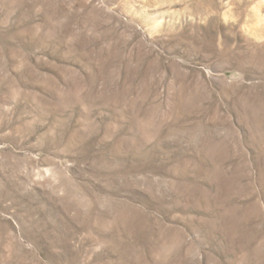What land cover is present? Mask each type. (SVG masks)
Masks as SVG:
<instances>
[{
    "label": "rangeland",
    "instance_id": "rangeland-1",
    "mask_svg": "<svg viewBox=\"0 0 264 264\" xmlns=\"http://www.w3.org/2000/svg\"><path fill=\"white\" fill-rule=\"evenodd\" d=\"M0 264H264V0H0Z\"/></svg>",
    "mask_w": 264,
    "mask_h": 264
}]
</instances>
